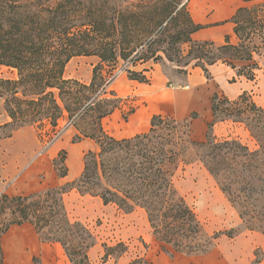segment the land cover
<instances>
[{
    "label": "trees",
    "instance_id": "16d2710c",
    "mask_svg": "<svg viewBox=\"0 0 264 264\" xmlns=\"http://www.w3.org/2000/svg\"><path fill=\"white\" fill-rule=\"evenodd\" d=\"M243 1L230 19L237 42L226 35L218 45L193 38L204 25L194 21L188 0H0V66L17 72L15 78L0 77V99L10 118L5 137L27 125L48 122L54 128L67 113L77 131L74 142L90 138L98 146L85 154L83 172L73 182L0 195V264L5 263L4 234L25 223L43 240L60 243L72 264H93L89 251L95 236L85 224L71 220L63 199L74 187L128 213L143 209L152 234L164 246L188 255L208 253L221 234L236 232L208 234L179 193L175 174L192 160L201 161L215 177L244 227L264 233V106L249 100L246 92L237 98L234 121L245 123L259 143L257 150L238 138L199 142L184 136L180 122L185 120L160 115L152 118L147 132L116 138L104 129L103 119L123 100L109 87L113 74L98 73L102 65L117 67L120 58L133 63L145 47L151 56L162 50L173 60L172 47L163 49L168 41L189 44L186 54L174 49L184 66L195 61L208 75L210 65L223 62L253 80L258 59L264 58V0ZM77 55L100 59L90 83L64 76ZM130 70L131 79L148 81L145 74ZM218 98L214 95L212 101L215 117L223 102ZM54 164L59 177L68 174L64 156ZM116 250L124 252L125 243L106 246L105 256Z\"/></svg>",
    "mask_w": 264,
    "mask_h": 264
},
{
    "label": "rangeland",
    "instance_id": "374dc122",
    "mask_svg": "<svg viewBox=\"0 0 264 264\" xmlns=\"http://www.w3.org/2000/svg\"><path fill=\"white\" fill-rule=\"evenodd\" d=\"M163 45V49L172 47L169 52L173 60L168 59L162 50L151 56V52H147L145 47L144 51L134 58L133 63H127V59L120 58L117 67L112 64L102 65L98 73L105 76L112 73L109 87L113 88V82L120 75L130 70L133 65L140 64L144 66V70L138 71L140 73L145 74L144 71H149L150 67L158 68L170 77V82L183 83L187 74L195 67V61L184 66L185 61H177L180 55L174 49L180 47L186 54L189 44L173 46L166 41ZM258 60L260 67L255 70L254 79H248L245 92L249 100L264 106V58ZM99 62L100 59L96 55L74 56L67 63L64 76L90 83L94 76V67ZM16 76V70L0 66V77ZM121 98L122 103H125L124 113L130 114L134 107L125 102L130 97ZM218 100L223 102H218L220 108L217 116H214V122L222 121L224 124L216 128L209 124L203 139L197 141H206L212 137L216 140L238 138L251 150H257L259 143L245 123L234 121L239 109L237 99L228 101L225 97H219ZM169 118L176 121L173 116ZM9 121L4 101L0 99V195L29 194L73 182L83 172L84 157L89 148L98 149L90 140L74 142L77 131L70 125L67 113L54 128L48 122L27 125L16 130L12 136L5 137L10 128L4 125ZM190 122L191 120L180 122L184 136L192 137ZM104 125L107 130L111 129L108 119ZM61 156L65 157V165L68 168V174L63 178H59L58 169L54 164V160L60 159ZM174 182L208 234L232 229L236 234L231 237L221 234L215 246L205 254L188 255L177 252L156 240L147 213L141 208L128 213L115 204H104L99 196L82 193L74 187L64 193L63 199L71 220L82 222L95 236L96 244L89 251L92 263L264 264V233L244 227L238 209L229 201L215 177L201 161L182 163L175 174ZM2 242L5 252L4 264H36L34 258L39 260V264H72L60 243L43 240L29 223L11 226L4 234ZM119 242L125 243L126 250H116L113 255L106 257V246Z\"/></svg>",
    "mask_w": 264,
    "mask_h": 264
},
{
    "label": "crops",
    "instance_id": "0c3cea01",
    "mask_svg": "<svg viewBox=\"0 0 264 264\" xmlns=\"http://www.w3.org/2000/svg\"><path fill=\"white\" fill-rule=\"evenodd\" d=\"M244 4L243 0H188V8L194 21L204 25L193 33V38L211 40L219 45L225 42L226 35H230L232 42H237L234 23L230 19ZM131 69L141 71L144 66L137 64ZM144 73L148 81L131 79L128 72H125L113 82V88L111 86L119 97L129 96L130 99L125 102L134 107L130 114H126L123 102L103 119L104 129L116 138H127L147 132L151 128L152 118L160 115L173 116L178 121L191 120L192 137L202 140L209 124L213 123L215 128L224 124L222 121L214 122V95L237 99L247 90L249 81L244 76H238L236 69L223 62L210 65L208 75L201 67H193L183 83L170 82V77L158 68L150 67V70ZM106 119L109 120L110 130L105 128ZM85 140L96 144L90 138L81 141Z\"/></svg>",
    "mask_w": 264,
    "mask_h": 264
},
{
    "label": "built area",
    "instance_id": "2783aa9c",
    "mask_svg": "<svg viewBox=\"0 0 264 264\" xmlns=\"http://www.w3.org/2000/svg\"><path fill=\"white\" fill-rule=\"evenodd\" d=\"M130 61H127V63H129Z\"/></svg>",
    "mask_w": 264,
    "mask_h": 264
}]
</instances>
